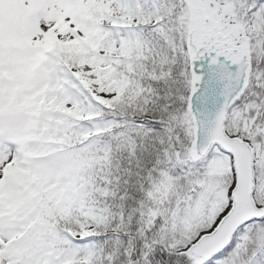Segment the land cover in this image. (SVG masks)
Masks as SVG:
<instances>
[{
    "label": "snow or ice",
    "instance_id": "snow-or-ice-1",
    "mask_svg": "<svg viewBox=\"0 0 264 264\" xmlns=\"http://www.w3.org/2000/svg\"><path fill=\"white\" fill-rule=\"evenodd\" d=\"M0 264H264V0H0Z\"/></svg>",
    "mask_w": 264,
    "mask_h": 264
}]
</instances>
